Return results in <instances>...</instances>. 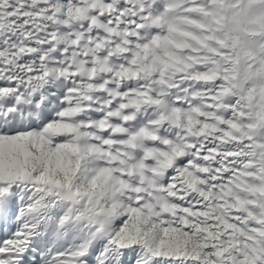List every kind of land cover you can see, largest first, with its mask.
Returning <instances> with one entry per match:
<instances>
[{"label": "snow or ice", "instance_id": "obj_1", "mask_svg": "<svg viewBox=\"0 0 264 264\" xmlns=\"http://www.w3.org/2000/svg\"><path fill=\"white\" fill-rule=\"evenodd\" d=\"M0 264H264V0H0Z\"/></svg>", "mask_w": 264, "mask_h": 264}]
</instances>
